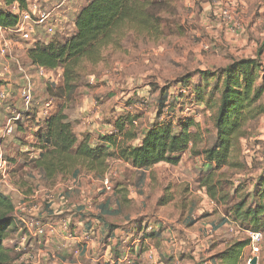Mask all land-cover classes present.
Listing matches in <instances>:
<instances>
[{
  "label": "trees",
  "instance_id": "1",
  "mask_svg": "<svg viewBox=\"0 0 264 264\" xmlns=\"http://www.w3.org/2000/svg\"><path fill=\"white\" fill-rule=\"evenodd\" d=\"M15 3L24 8L26 0H0V27L16 26L17 17L10 8ZM171 7L170 0H88L74 16V30L70 35L56 34L49 36L54 37L51 40L42 41L39 36L48 35L36 29L25 55V67L34 87L33 101L32 107L23 112L26 121H36L37 132L31 147L37 150L38 158L31 159L33 168L53 186L58 178L65 181L82 172L103 177L110 160L124 162L139 171L159 164L177 166L189 150L192 156L203 158L207 174L201 187L205 194L224 207V218L213 221L212 232L231 223L240 231L264 234V166L245 195L241 194V188H230L228 176V171L244 169L240 158L241 139L252 137L264 116V70L257 59L235 60L215 71H195L179 78L174 86L155 89L152 94L158 92V97L154 121L141 132H136L132 124L140 116L128 111L113 121L110 134L96 139L91 134L77 136L62 109L48 117H38V110L52 98L68 102L75 96L82 78L92 74V68L104 60V50H119L122 42L130 37L141 41L161 38L163 26L169 23L165 12ZM170 22H174L173 18ZM36 67L49 71L62 69L59 85H48L41 92L35 90L36 81H40L35 75ZM3 81L0 79V88L6 85ZM16 82L19 94L23 85L20 74ZM172 87H177L175 98L168 95ZM39 94L43 97L41 101ZM195 105H202L204 112L210 114L214 131L212 145L201 150H198L203 143L201 126L194 115L184 113L185 108ZM19 124H14L17 130ZM171 201V197L164 196L157 201L156 208ZM196 221L188 214L183 226L189 229ZM19 225L22 224L12 199L0 193V264H13L16 260L4 242L18 231ZM161 232L162 229H145L141 239L155 238ZM223 246L216 252L219 243H210V264H241L250 242L236 240Z\"/></svg>",
  "mask_w": 264,
  "mask_h": 264
},
{
  "label": "rangeland",
  "instance_id": "2",
  "mask_svg": "<svg viewBox=\"0 0 264 264\" xmlns=\"http://www.w3.org/2000/svg\"><path fill=\"white\" fill-rule=\"evenodd\" d=\"M41 1L42 8L50 7L51 9L60 0ZM86 1L77 0L72 5L66 6L65 12L61 13L60 28L63 27L64 34L70 35L74 30V16L87 3ZM170 1L172 7L165 12L167 14L165 19L169 23L163 26L161 38L157 41H141L130 37L122 42L121 49L104 50V60L92 68V74L82 78L81 86L75 92V96L68 102L52 98L49 113L53 114L58 107L63 105L77 136L84 135L86 131L83 132V129L78 130V128L76 131L75 126L82 124L83 120L85 122V119L97 115L93 122L91 120L89 122L97 125V130L92 131L91 134L92 138L96 139V136L101 135L98 132L103 133L102 125L107 124L109 129H112L113 121L128 111L140 116L138 126L134 129L136 132H141L154 121L155 101L158 97V92L152 94L155 89L174 86L179 78L189 73L204 70L215 71L239 59H257L264 70V0ZM229 7L232 17L237 20L240 27L236 33L232 31V24L218 15L220 10ZM172 14L175 16L172 17ZM172 18L173 23L170 22ZM52 38L54 37L41 34L38 39L49 41ZM31 44V41L28 43L19 42L18 46L10 50L11 57H0V75L5 66L8 65L10 68V75L8 77L0 76V79H3L4 83L9 82L11 88L6 103L0 109V137L2 136L1 131L9 120H12L14 126L12 134L2 139L1 154L6 161L8 180L7 183H0V193L9 196L15 208H18L21 203L29 202L30 206H39V209L44 212L48 202L45 197L50 193L39 192L38 188H42L44 179L31 163V159L38 158L37 150L31 147L35 139L34 134L37 132L36 121L25 120L23 105L18 97L16 86L18 74L15 62H19L23 66L27 65L25 55ZM204 44L209 47L207 52L202 50ZM48 78L53 83L59 81L57 72ZM39 82V87L36 89L41 92L48 85H45L44 81L40 80ZM55 85L58 86L59 83ZM55 85L52 86L57 87ZM176 91L177 87H172L168 95L175 98ZM38 100H43L41 94L38 95ZM143 101L148 102L146 111H143L140 106ZM130 103H132L131 106H127ZM186 109L190 110L189 114L195 116L196 122L203 131V143L198 146V150L211 146L214 141V131L210 114L204 112L202 105L185 108V111ZM85 112L88 116L84 119L82 115ZM177 115L176 111L175 116ZM16 118L17 120H15ZM17 122L20 123L18 130L14 125ZM258 125L252 137L241 139L240 158L245 164L244 169L228 171L231 180L230 188H241L243 195L251 191L253 179L261 173L264 166V137L261 138L263 134H260L261 130L260 128L258 130ZM32 154L34 156H30ZM185 154L186 159L176 167L177 170L175 168L174 170L158 168L148 176L142 172H130L128 168L118 166L113 160L108 162V172L105 175L109 178L114 189L118 185L117 188H124V193L132 195L134 200L142 201L143 210L139 208L138 211L143 212L144 215L139 220L145 221L144 229L146 231H158L159 229L180 231L178 227L184 225L183 220H180L185 219L188 214L192 216V219H200L199 222L204 220L205 223L224 218V207L218 206L215 201L209 199L201 187V181L207 174L203 158L192 156L189 150ZM173 174H179L177 176L179 183L176 182ZM69 179L72 180L70 177ZM71 180L67 184L68 187L74 186ZM88 183V181L83 182V184ZM63 189L65 192L66 187ZM96 189H99V186ZM96 189L94 193L84 194L85 197H93V200L91 199L89 202L91 211L88 214L94 219L99 216L95 212V205L101 203L102 200H109L111 206H114L115 201L119 200L116 194L104 196ZM22 196H29V198L23 199ZM164 196L171 197L172 201L166 206L156 208L157 201ZM76 201L81 204L84 202L80 198ZM210 201L212 205H210ZM85 203L87 202L85 201ZM129 210L127 208V211ZM131 210L132 213L137 211L135 207ZM16 216L19 217L18 214ZM203 217L205 218L202 219ZM168 220H174V222ZM156 223L158 225L154 227ZM18 227L22 229L23 226L19 225ZM19 229L4 242V247L11 256L16 258L13 264H25L26 262L18 260L24 254L23 246L19 247L18 245L24 232ZM190 232L197 233V230L192 227ZM198 232L202 233L201 229ZM203 233L204 237L200 236L198 245L186 246L189 251L187 256L189 255L190 258H194L193 253H197L198 264L209 263L211 256L206 258L202 255L209 252L210 243H219L216 250L218 252L223 249V245L250 238L247 231H240L231 223L214 233L211 228H204ZM179 234L181 235L182 232ZM15 247L19 250H14ZM195 249L197 250L195 251ZM152 256L153 254L150 253L149 258ZM253 258H257V264H264V234L259 245L258 255H253L249 246L244 250L240 263L247 264V260ZM31 260L28 259L26 264H31Z\"/></svg>",
  "mask_w": 264,
  "mask_h": 264
},
{
  "label": "crops",
  "instance_id": "3",
  "mask_svg": "<svg viewBox=\"0 0 264 264\" xmlns=\"http://www.w3.org/2000/svg\"><path fill=\"white\" fill-rule=\"evenodd\" d=\"M38 83L40 84L39 81H36L35 90L39 87ZM10 91H8V95ZM59 109H62L63 113L67 116L63 105L58 107L54 112H57ZM87 116L88 114L85 112L82 118L84 117L85 119ZM96 116L94 115L87 120L85 119V122L82 119V124L76 125L75 130L76 128L78 130L83 129V132L86 131L85 134H92V131L97 130V125L95 126L89 122L90 120L93 122ZM68 120L70 121V118ZM109 128L107 124L101 126L103 132L109 131ZM259 128L261 130L260 134H263L261 138H263L264 116L259 121L258 130ZM98 133L103 134L101 132ZM30 156L34 155L32 154ZM184 159H186V154L182 156L178 165ZM113 161L118 166L128 168L130 172H142L146 176L158 168H166L168 170H174L175 168L177 170L176 167L178 166L159 164L149 170L139 171L131 168L124 162ZM177 176L179 174H173L176 182L179 183L180 181L177 180ZM70 180L68 178L66 181H62L61 178H58L53 186H50L46 180H43L42 188H38L39 192H49L53 199L50 203H46L44 212L39 209V206L33 205L31 209H35L34 211L19 216L20 221L37 216L35 218H38L45 226L50 227V231H47L44 236L38 237L26 233L24 228L19 229L24 230V234L18 245L19 247L23 246L22 250L24 254L34 257L31 260V264H133L135 261L138 264L199 263V257L198 255L196 256V252L192 254L194 258H190L189 255L187 256L189 251L186 246L198 245L200 236L204 237L203 229L207 227L211 228L212 220L206 221V223L204 220L202 222L197 220L192 226L196 228L197 233L190 232L192 227L188 229L185 226H179L180 231H172L169 229H164L163 231L162 229V232L155 238L141 239L146 224L144 220H139L144 215L143 212L138 211L139 208L143 210L142 201L134 200L132 195L123 192L124 188H117L118 185H116L115 189L113 187L112 194H116L119 200L115 201L114 206H111L109 200H102L101 203L95 205V212L99 216L97 219H94L88 214L91 208H87L89 205L88 199H92L93 197H85L84 194L94 193L97 186H99V189L96 190L98 192L100 191V194L104 196L110 194H105L101 191L100 178L93 177L92 174L83 172L73 177L71 180L74 184L73 191H68L69 187L67 184ZM84 181H88L89 183L83 184ZM64 187H66L65 192H63ZM22 198L28 199L29 196H22ZM78 198L83 199L84 202L82 204L77 203L76 200ZM209 203L212 205L211 201ZM134 207L137 211L132 213L131 209ZM127 208L130 210L127 211ZM185 219H181L180 221H184ZM174 220L176 221L177 219ZM174 220L168 221L174 222ZM157 225L156 223L154 227ZM139 229L142 233H138ZM199 229H201L203 234H199ZM179 232H182V234L180 235ZM179 235L180 237H178ZM14 250L19 249L15 247ZM150 253L153 254L151 258H149ZM211 255L210 253H206L202 256L208 258Z\"/></svg>",
  "mask_w": 264,
  "mask_h": 264
},
{
  "label": "built area",
  "instance_id": "4",
  "mask_svg": "<svg viewBox=\"0 0 264 264\" xmlns=\"http://www.w3.org/2000/svg\"><path fill=\"white\" fill-rule=\"evenodd\" d=\"M46 0H42L41 2H45ZM49 1V0H48ZM47 1V2H48ZM77 0H60L57 1L56 4L48 9L42 8L40 4V0H26V5L24 8H21L17 3L13 4L10 8L12 13L17 17V24L14 28L8 29L0 27V57L8 58L10 56V50L13 47L18 46L19 42L28 43L32 41L33 35H35L36 29H41L46 35L54 36L56 34L64 33L63 27L60 28L61 24V13L65 12V8L68 5H72ZM88 1V0H87ZM86 1V2H87ZM230 7L226 9H222L219 11L218 15L225 21H229L232 24V31L236 33L239 30V25L237 20L232 17L230 12ZM60 28V29H59ZM203 51H208V45H203ZM16 63L17 73L23 77V85L19 89V99L23 105L24 111H28L32 107L33 96L32 93L34 91L32 77L28 74L27 68L23 66L19 62ZM54 72H57L58 79H61L62 69H58L56 71H49L42 67L35 68V75L41 81L45 82V85H55L57 83H53L48 77H52ZM10 75L9 66H5L3 68V73L0 75L1 77H8ZM6 85L0 88V109L3 108V105L6 103L8 98V91L10 90L9 82H5ZM52 106V101H48L42 108L38 110V117L45 118L50 115L49 111ZM143 111H146L148 102L143 101L140 104ZM186 113H189L190 110L186 109ZM17 120V118L15 119ZM135 127L138 126V121H134L132 123ZM14 126L12 120H9L5 128L1 131L2 136L0 137V183H7L8 173H7V165L4 156L1 154V145L2 139L11 135L13 132ZM112 129L107 132H103L101 135L110 134ZM101 191L105 194L113 193V186L110 183L109 178L105 175L100 179ZM73 187H69L68 191H72ZM46 198L48 199L47 203L53 199L50 194H47ZM89 202L91 199H88ZM88 202V204H89ZM30 203H21L18 208H15V213L19 216L25 215L27 212L31 213L35 209H31ZM87 208H91L90 205ZM18 217V216H17ZM19 218V217H18ZM20 221V218H19ZM22 223V229L24 228L26 233L31 234L32 236H44L47 231H50V227L45 226L38 218H30L27 220L20 221ZM23 230V231H24ZM249 233V241L251 253L253 255H258L259 253V245L261 243L263 234L258 232H248ZM28 259H32V257L28 254H23L18 260L20 262L26 261ZM250 260H247V264L250 263ZM25 262V264H26ZM210 264V263H208Z\"/></svg>",
  "mask_w": 264,
  "mask_h": 264
},
{
  "label": "water",
  "instance_id": "5",
  "mask_svg": "<svg viewBox=\"0 0 264 264\" xmlns=\"http://www.w3.org/2000/svg\"><path fill=\"white\" fill-rule=\"evenodd\" d=\"M250 264H257V258H253V259L250 261Z\"/></svg>",
  "mask_w": 264,
  "mask_h": 264
}]
</instances>
